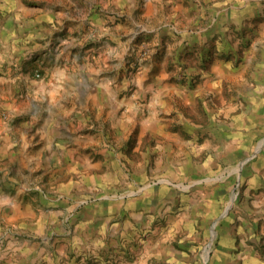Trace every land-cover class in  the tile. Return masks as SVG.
Masks as SVG:
<instances>
[{"label": "rangeland", "instance_id": "374dc122", "mask_svg": "<svg viewBox=\"0 0 264 264\" xmlns=\"http://www.w3.org/2000/svg\"><path fill=\"white\" fill-rule=\"evenodd\" d=\"M0 41V121L55 140L13 189L48 230L0 223V248L36 245L42 264H264V0H0ZM0 167L1 185L15 170Z\"/></svg>", "mask_w": 264, "mask_h": 264}, {"label": "crops", "instance_id": "0c3cea01", "mask_svg": "<svg viewBox=\"0 0 264 264\" xmlns=\"http://www.w3.org/2000/svg\"><path fill=\"white\" fill-rule=\"evenodd\" d=\"M100 20L101 19L98 17H94L92 24H101ZM101 26L104 27V25ZM75 29L78 31V39L86 36L87 30L84 20L82 21L80 19L79 25L78 27H75ZM10 32L9 35H11ZM30 34V37L33 36L32 32ZM88 49V52L84 51V55L89 53V55H91V52H93L95 48L92 47ZM4 57L6 58L4 54L0 53V59L4 60ZM81 57V55H74V58L76 59H80ZM66 69L68 68L66 67ZM0 71V73H3L2 70ZM80 74L85 75V66L79 67V73H76V75ZM74 80L75 89L79 92L80 96H85L87 94L90 100L95 102L98 101V94H96L95 91L100 93V87L96 88L95 85L89 84L85 76H81L80 79L74 76ZM3 83L4 79L0 77V88ZM14 127L15 126L7 127L4 123H2V121H0V166L7 163L11 166V171L15 170V173H11L9 176H3V183L0 185V223L20 221L22 219L30 220L31 224L26 226L27 229L17 230H20L21 233L24 232L33 235H41L48 230L45 229L47 227L46 219L42 218L41 215L37 216V209L32 206L31 202L29 200H25L24 198L21 199L20 196H15L16 194L13 190L16 186H18L19 189L21 188L27 190L31 184L32 177L31 175L25 176L17 173L15 168L16 166H22V168L27 166L26 168L30 171V168L32 169L34 164H45L47 161L46 155L51 151V149H53L55 140L54 136L51 137L52 140L48 138V127L46 128L42 126L43 128H34L27 126L20 128L19 130H14ZM65 132L69 133V130L66 127L59 128L55 137L65 136ZM35 153H37V155ZM25 159L27 161H25ZM1 169L2 168L0 167V170ZM1 230L3 229H0V231ZM214 238H216V235ZM17 246L18 243H11L9 247L0 248V262L3 259H7L5 262L6 264H23L25 261L27 264H42L41 260L37 261L40 257V253L36 254L37 249H34L36 245L25 244L24 248H22V246ZM19 250H23V252H21V256L19 258L20 261L17 262L16 258L19 257L17 253ZM36 255L39 257L36 258ZM22 256H24V258L21 259Z\"/></svg>", "mask_w": 264, "mask_h": 264}, {"label": "water", "instance_id": "95a60500", "mask_svg": "<svg viewBox=\"0 0 264 264\" xmlns=\"http://www.w3.org/2000/svg\"><path fill=\"white\" fill-rule=\"evenodd\" d=\"M262 145H263V143H262ZM261 145H260V148H259V150L261 149ZM247 161H249V159H247V160H245L244 162H242L241 164H240V166H239V168H242L245 164H246V162ZM234 198H235V195H234ZM215 229V226H214V228H213V230ZM217 233L215 232V231H213V238H214V236L216 235ZM208 253V252H207Z\"/></svg>", "mask_w": 264, "mask_h": 264}]
</instances>
